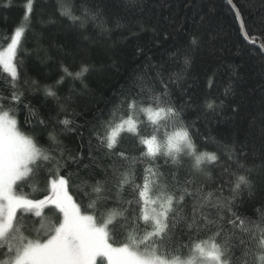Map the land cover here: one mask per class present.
Wrapping results in <instances>:
<instances>
[{"label": "snow or ice", "instance_id": "obj_1", "mask_svg": "<svg viewBox=\"0 0 264 264\" xmlns=\"http://www.w3.org/2000/svg\"><path fill=\"white\" fill-rule=\"evenodd\" d=\"M227 2L247 36L240 7ZM34 4L27 0L24 17L0 51V66L9 76L7 91L0 89V264H264V212L255 219L239 212L243 194H253L257 181L264 180V144L257 154L255 145L234 129L224 141L203 137L204 145L212 142L218 148L202 150L195 122L183 119L191 98L178 107L172 91L181 88L183 71L150 64L151 57L105 101L112 105L107 116L101 110L77 123L87 109H72L68 118L71 105L88 91L86 78L94 66L87 60L74 67L61 63L54 85L22 79L24 62L18 57ZM109 6L119 11L110 13ZM145 8L146 0H93L79 9L69 0H55L47 23L65 19L84 31L91 23L100 38L126 29L129 36L151 31L157 41L169 39L171 33L144 21ZM195 47L199 40L192 35L189 47L177 50L185 69L191 67ZM65 83L68 93L61 97L58 90ZM25 87L55 102L47 116L23 103ZM21 104L28 110L24 123L30 135L19 129L11 107L4 110L5 105L20 110ZM224 106V100L205 102L213 114ZM238 111L239 104L231 108L233 116ZM139 114L151 133H141ZM261 129L264 136V112ZM124 134L134 140L131 153L121 147ZM69 135L75 137L71 146L61 139ZM216 169L227 177L219 188L214 187ZM40 177L46 182L42 198L26 194L24 186ZM70 189L82 194L79 201Z\"/></svg>", "mask_w": 264, "mask_h": 264}, {"label": "trees", "instance_id": "obj_2", "mask_svg": "<svg viewBox=\"0 0 264 264\" xmlns=\"http://www.w3.org/2000/svg\"><path fill=\"white\" fill-rule=\"evenodd\" d=\"M69 2L79 9L93 0ZM233 2L241 9L247 32L245 37L226 0H146L144 21L149 25H157L161 32L171 33L169 39L161 37L157 41L151 31L129 36L128 30L121 29L115 31L109 39L100 38L98 30L91 23L87 25L86 31L65 19L57 18L56 23H47L53 13L55 0H35L31 28L22 38L18 57V60L24 62L22 79H36L41 85H54L60 75L61 63L74 67L81 60H87L94 66L86 78L88 91L75 100L68 112V118L71 119L72 109L77 112L87 109V115L77 120V123H83L85 119L100 115L101 110L107 116L112 105L105 101L125 85L134 68L143 65L146 57H151L150 64L157 67L164 64L171 72L183 71L181 88L173 87L172 91L178 107L191 98L183 108V119L189 124L195 122L193 131L199 130L197 143L202 150L205 147L209 151L218 148V144L212 142L204 145L203 137L224 141L234 129H239L242 138H247L255 145L259 154L264 144L261 129V113L264 112V53L260 50V47L264 49V23H261L264 18V0ZM26 4L27 0H0V51L10 42L8 33L24 17ZM108 11L117 13L119 10L109 6ZM192 35L198 38L199 47L191 51V67L185 69L183 53L177 56V50L187 49ZM85 36L90 39L85 40ZM138 48L143 49L142 55L137 53ZM26 50L31 55H25ZM152 74L155 75V69ZM8 78L0 66V89L7 91ZM69 83L59 88L61 97L67 95ZM156 87L159 89V84ZM181 89L186 90L183 96L180 94ZM24 90L27 98L23 103L30 102L38 113L47 116L55 102L46 101L42 93L33 94L30 87ZM226 90L229 91L227 96ZM231 91L235 92V96L230 94ZM211 100L217 103L224 100V108L217 109V114L207 112L205 102ZM237 104L239 111L233 116L231 108ZM10 107L13 109L10 115L18 120L19 129L30 135L32 129L24 123L28 110L23 108V104L19 106L20 110L11 105H5L4 110ZM226 117L233 119L228 120ZM60 118L65 117L61 115ZM138 118L143 122L140 125L141 133H151L152 128L144 116L139 114ZM253 120L255 125L250 126ZM61 139L69 146L75 142L72 135ZM121 147L132 152L134 140L129 134H124ZM189 163L185 160L186 166ZM142 167L138 168V175ZM213 177L217 181L214 185L216 188L220 187L221 179L227 180L226 176H220L218 169L213 171ZM45 183L43 177L34 179L33 189L37 193L29 190L25 193L42 198L43 193L38 190L45 189ZM70 191L79 201L82 194L72 189ZM227 192L225 186V195ZM239 212L252 219L264 212V180L257 181L253 194L249 195L247 191L243 194Z\"/></svg>", "mask_w": 264, "mask_h": 264}, {"label": "rangeland", "instance_id": "obj_3", "mask_svg": "<svg viewBox=\"0 0 264 264\" xmlns=\"http://www.w3.org/2000/svg\"><path fill=\"white\" fill-rule=\"evenodd\" d=\"M7 47V46H6ZM3 68V67H2ZM7 73V72H6ZM8 74V73H7ZM33 184H34V180H31V181H29L28 182V184H26L25 186H24V191H26V190H29L31 193H37L34 189H33ZM38 192H40V193H44V188L43 189H41V190H38Z\"/></svg>", "mask_w": 264, "mask_h": 264}, {"label": "water", "instance_id": "obj_4", "mask_svg": "<svg viewBox=\"0 0 264 264\" xmlns=\"http://www.w3.org/2000/svg\"><path fill=\"white\" fill-rule=\"evenodd\" d=\"M226 2H227V0H226ZM227 4H228V2H227ZM229 5V4H228ZM229 7H230V5H229ZM231 8V7H230ZM232 10V9H231ZM239 25H240V23H239ZM240 30H241V27H240ZM241 32H242V35L245 37V35H244V33H243V31L241 30ZM249 43V42H248ZM260 50L264 53V49L262 48V47H260Z\"/></svg>", "mask_w": 264, "mask_h": 264}]
</instances>
